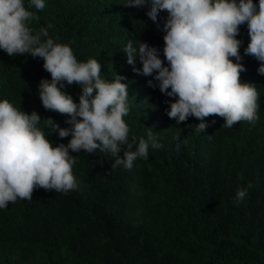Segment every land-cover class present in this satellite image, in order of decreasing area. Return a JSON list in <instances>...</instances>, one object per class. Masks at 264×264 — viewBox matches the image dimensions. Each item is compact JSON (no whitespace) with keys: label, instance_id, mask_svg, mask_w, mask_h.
Listing matches in <instances>:
<instances>
[{"label":"trees","instance_id":"trees-1","mask_svg":"<svg viewBox=\"0 0 264 264\" xmlns=\"http://www.w3.org/2000/svg\"><path fill=\"white\" fill-rule=\"evenodd\" d=\"M127 2L45 0L39 21L30 27H47L49 36L69 44L79 61L98 59L103 79L122 76L129 92L123 117L129 141L135 136L138 144L152 131L163 147L150 146L148 158H137L131 170H112L114 158L99 150L69 149L76 156V189L63 193L37 187L33 199L18 198L0 208V264H264V75L258 73L260 62L245 55L247 24L237 36L239 62L245 66L241 81L258 91L259 120L226 128L224 118L209 116L207 129L196 134L200 121L170 119L166 110L176 98L160 91L155 73L135 72L123 51L129 41L137 48L147 42L167 66L163 25L168 13L161 11L154 22L147 16L150 4ZM43 63L0 49V100L28 114L38 112V127L53 146L67 145L71 135L60 138L43 121L51 117L71 127L65 115L42 105L39 84L51 79ZM142 67L137 56L135 68ZM62 83L78 103L79 85ZM249 183L253 187L245 200L235 204L237 189Z\"/></svg>","mask_w":264,"mask_h":264},{"label":"clouds","instance_id":"clouds-1","mask_svg":"<svg viewBox=\"0 0 264 264\" xmlns=\"http://www.w3.org/2000/svg\"><path fill=\"white\" fill-rule=\"evenodd\" d=\"M150 4L147 16L154 22L166 11L163 25L164 60L156 47L147 42L138 48L129 41L123 49L127 63L144 76L159 82L162 93L176 99L167 115L177 124L190 116L200 123L196 134L204 132L206 118L225 119L222 127L231 128L241 121L255 124L259 120V94L252 83L241 81L245 66L239 61L241 41L239 28L247 24L250 42L245 55L260 62L258 73L264 75V0H128L125 5L142 7ZM45 0H0V49L9 56L28 54L42 58L43 68L51 79H42L38 93L43 107L65 115L71 127H61L53 118L43 119L50 133L60 138L71 135L67 145L53 146L38 125V112L28 114L8 100H0V208L17 199H33L37 188L68 193L76 189L72 172L76 163L72 152L81 150L114 158L117 167L131 170L137 158H148L149 147H163L152 131L137 144L129 141L130 129L124 120L128 114V84L117 74L113 80L101 77V63L92 58L79 61L69 44L55 42L47 27L34 30L32 21H39L38 12ZM50 27V26H49ZM140 58L142 69L135 68ZM235 58V60L233 59ZM77 84L79 102L62 90L63 83ZM148 84L155 87L153 80ZM179 139V137H177ZM177 149L180 144L176 145ZM121 151L124 155L121 156ZM246 188H238L234 203L245 200Z\"/></svg>","mask_w":264,"mask_h":264}]
</instances>
